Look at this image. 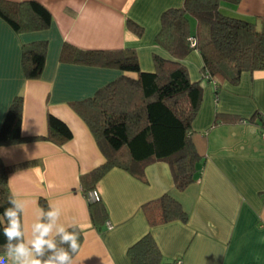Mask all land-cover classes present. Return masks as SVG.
Returning a JSON list of instances; mask_svg holds the SVG:
<instances>
[{
  "label": "crops",
  "instance_id": "1",
  "mask_svg": "<svg viewBox=\"0 0 264 264\" xmlns=\"http://www.w3.org/2000/svg\"><path fill=\"white\" fill-rule=\"evenodd\" d=\"M24 1V0H11ZM52 14L46 30L17 32L0 17V129L13 102L23 97L22 136L45 137L48 115L65 121L73 138L59 145L46 139L0 145L12 193L29 201L24 223L30 229L43 198L59 203L62 223L83 231L82 264H133L129 248L146 234L157 242L168 264H264V68L244 71L236 84L202 80L203 60L194 50L182 62L191 79L201 82L203 99L195 117L192 142L202 157L195 181L177 190L169 163L147 165L143 178L114 166L96 187L113 224L102 231L92 223L89 201L80 177L106 158L89 126L72 105L88 99L121 75L136 73L61 61L65 43L85 50L134 48L141 69L154 71L161 15L185 0H37ZM231 16L264 17V0L222 2ZM130 18L144 27L136 36L127 29ZM191 22L196 29V20ZM192 21V20H191ZM47 41L46 63L39 79H28L23 47ZM26 162L30 165L19 167ZM172 194L188 212L187 222L174 220L151 226L143 210L148 202ZM3 254V253H0ZM181 261V263H179Z\"/></svg>",
  "mask_w": 264,
  "mask_h": 264
},
{
  "label": "trees",
  "instance_id": "2",
  "mask_svg": "<svg viewBox=\"0 0 264 264\" xmlns=\"http://www.w3.org/2000/svg\"><path fill=\"white\" fill-rule=\"evenodd\" d=\"M241 0H185L181 7H172L161 15V28L155 43L167 56L155 53L154 71L141 69L134 48L114 50H85L65 43L61 61L65 63L115 68L136 73L133 78L121 75L100 88L92 97L72 102L73 107L89 126L106 161L80 177L85 192L114 166L143 178L147 165L159 161L170 164L177 190L183 191L195 181L197 166L202 157L196 150L191 134L192 124L203 99L201 82L191 79L188 67L182 62L192 51L202 57L203 77L217 84L224 81L236 84L244 71L264 68V17L253 20L225 14L222 2L239 4ZM0 17L17 32L46 30L52 14L37 0H0ZM196 20V29L191 27ZM127 29L138 37L144 27L128 18ZM191 38V39H190ZM47 41H35L23 47V67L28 79H39L44 71ZM262 120L264 118H261ZM23 97L13 102L0 129V145L25 140L46 139L62 145L73 138L69 125L53 114L48 115L49 133L45 137L22 136ZM26 162L19 167L30 165ZM18 166H7L0 158V253L6 243L3 212L12 194L8 176ZM45 211L48 202L40 200ZM91 221L102 231L108 212L102 201L89 203ZM151 226L174 220L187 222L188 212L170 193L143 206ZM79 242L83 231L77 226ZM133 264H168L151 233L129 248Z\"/></svg>",
  "mask_w": 264,
  "mask_h": 264
},
{
  "label": "clouds",
  "instance_id": "3",
  "mask_svg": "<svg viewBox=\"0 0 264 264\" xmlns=\"http://www.w3.org/2000/svg\"><path fill=\"white\" fill-rule=\"evenodd\" d=\"M8 205L2 214L6 243L0 264H82L77 226L62 223L59 203L49 202L47 211L41 208L30 229L23 219L29 201L12 193Z\"/></svg>",
  "mask_w": 264,
  "mask_h": 264
},
{
  "label": "built area",
  "instance_id": "4",
  "mask_svg": "<svg viewBox=\"0 0 264 264\" xmlns=\"http://www.w3.org/2000/svg\"><path fill=\"white\" fill-rule=\"evenodd\" d=\"M89 203H95L101 201V194L97 188H93L85 192ZM106 227L108 230L113 229V224L109 221L106 222ZM181 263V261L179 262Z\"/></svg>",
  "mask_w": 264,
  "mask_h": 264
},
{
  "label": "rangeland",
  "instance_id": "5",
  "mask_svg": "<svg viewBox=\"0 0 264 264\" xmlns=\"http://www.w3.org/2000/svg\"><path fill=\"white\" fill-rule=\"evenodd\" d=\"M191 20H192L191 22L194 23V20L193 19H191ZM202 80H207V78L206 77H202ZM202 80H201V84H202Z\"/></svg>",
  "mask_w": 264,
  "mask_h": 264
}]
</instances>
